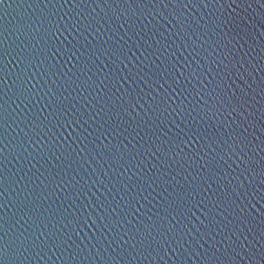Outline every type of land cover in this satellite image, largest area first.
I'll use <instances>...</instances> for the list:
<instances>
[{"label": "water", "instance_id": "1", "mask_svg": "<svg viewBox=\"0 0 264 264\" xmlns=\"http://www.w3.org/2000/svg\"><path fill=\"white\" fill-rule=\"evenodd\" d=\"M0 264H264V0H0Z\"/></svg>", "mask_w": 264, "mask_h": 264}]
</instances>
